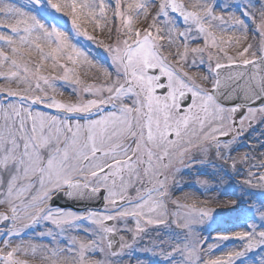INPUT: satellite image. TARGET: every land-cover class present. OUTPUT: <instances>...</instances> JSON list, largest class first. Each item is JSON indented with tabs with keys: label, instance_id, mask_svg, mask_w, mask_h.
Returning a JSON list of instances; mask_svg holds the SVG:
<instances>
[{
	"label": "snow or ice",
	"instance_id": "6c2138e0",
	"mask_svg": "<svg viewBox=\"0 0 264 264\" xmlns=\"http://www.w3.org/2000/svg\"><path fill=\"white\" fill-rule=\"evenodd\" d=\"M41 5L110 67L30 10ZM241 12L215 0H0V264H123L142 240L168 264H237L264 249L256 221L212 243L200 232L216 209L246 211L224 169L264 189V138L250 134L264 128V0ZM195 165L214 169L195 179L204 199L175 196ZM61 197L85 210L56 207ZM44 238L51 247L33 242ZM228 240L241 244L216 254Z\"/></svg>",
	"mask_w": 264,
	"mask_h": 264
},
{
	"label": "rangeland",
	"instance_id": "374dc122",
	"mask_svg": "<svg viewBox=\"0 0 264 264\" xmlns=\"http://www.w3.org/2000/svg\"><path fill=\"white\" fill-rule=\"evenodd\" d=\"M187 4H191L192 0H184ZM224 4L227 3L229 5L228 8H223L221 1L215 0V6L217 7V12L219 13L220 10L224 11H235L237 14L242 15L241 12V6L246 3V0H223ZM22 3L27 4L28 0H21ZM31 11H33L39 18H41L45 23H57L58 26H60L63 30L69 33V35L72 37L74 43H76L79 47L83 48L94 60L99 62L97 57L95 56V49H97L98 44L95 42L88 40L87 38L77 35L70 23L69 18L66 16H63V14L55 13L54 10L50 8H45L43 5L39 7H31ZM226 14V13H225ZM245 21L250 23L247 17H244ZM179 24H182L179 26L183 29V21L181 20ZM85 27L89 32L92 34L96 33L99 34V30H93L92 25L85 24ZM181 29V30H182ZM95 34V35H96ZM101 34L100 36H102ZM99 36V37H100ZM177 43H181V41H177ZM196 44H192V47H195ZM173 51L175 48L172 49ZM182 50V49H181ZM102 56L104 57L105 61L108 62L104 64L106 67H110L111 61L110 57L105 50V53L102 52ZM103 59V60H104ZM191 59V57H190ZM100 63V62H99ZM103 65V64H102ZM205 70V69H203ZM84 71H87V69H84L81 71V75L84 74ZM185 71H188L192 75H198L199 71H201V68H191L185 66ZM198 73V74H197ZM2 83V82H0ZM61 91L64 92V96L62 98L68 99L69 98V90L66 88H61ZM252 130V131H251ZM250 134L255 136V133H261V137L258 138H264V128H261L260 126H257L253 129H251ZM241 151H244V149H241ZM218 164L221 162H217ZM214 169L210 165H199L198 168H196L194 171H191L190 169L183 170L177 180L183 181L181 184L176 186L174 188V195L177 197H182L184 193L186 192H195L196 195L199 197V199L203 200L204 195L201 189L198 185L195 184V179L197 176L200 175H209V178H211V173H213ZM226 173L229 174V185H228V193L237 196L241 195L243 196V201H241L243 207L246 209V211L242 212H229L222 209H216L211 218L208 219L204 224L200 226V232L203 237L207 238L206 243H212L213 238L217 235L218 232H232L237 230H246L248 223L250 221H256L258 224H260L261 227H264V223H261L258 218L256 217V211L258 210L261 203H264V189L260 188H254L246 185H242L240 179H242L245 173L243 170L237 175L232 174L230 169H224ZM201 178H206L204 176H201ZM184 186V187H183ZM182 189L180 191L179 189ZM251 200L252 205L249 206L247 201ZM187 203H192V201H187ZM40 228V227H39ZM41 231L44 230L40 228ZM40 229L36 231V234H39ZM168 234L166 231H162L161 237ZM77 234V233H73ZM33 235L32 233H29V236ZM79 235H83V233H80ZM149 236L152 235L151 232L148 234ZM27 238V237H26ZM147 239V238H146ZM36 244H47L51 247L50 240L47 238L45 241L43 240H34L33 241ZM146 243V240H142L138 243V246L132 249L129 253V255H126L123 257L124 262L123 264H136L137 260H140L143 262V264H168V262H163L161 256L153 254L151 251H146L144 249V244ZM241 242L236 240H228L223 241L220 244V247L216 249L217 253L224 251L229 248L238 247L240 246ZM61 247L64 246L63 243L60 245ZM143 250L142 253H140ZM139 254H142L139 256ZM261 254H264V249L258 248L254 252H249L245 257H241L237 260V264H253V261L260 256ZM141 257V258H137ZM161 258L160 260L158 259ZM39 258L36 259V262H39Z\"/></svg>",
	"mask_w": 264,
	"mask_h": 264
},
{
	"label": "water",
	"instance_id": "95a60500",
	"mask_svg": "<svg viewBox=\"0 0 264 264\" xmlns=\"http://www.w3.org/2000/svg\"><path fill=\"white\" fill-rule=\"evenodd\" d=\"M69 204H71L72 206L81 208L82 206H86L87 202L70 201Z\"/></svg>",
	"mask_w": 264,
	"mask_h": 264
}]
</instances>
